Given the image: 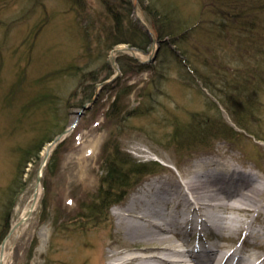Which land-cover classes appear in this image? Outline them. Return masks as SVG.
I'll use <instances>...</instances> for the list:
<instances>
[{
	"label": "rangeland",
	"instance_id": "obj_1",
	"mask_svg": "<svg viewBox=\"0 0 264 264\" xmlns=\"http://www.w3.org/2000/svg\"><path fill=\"white\" fill-rule=\"evenodd\" d=\"M171 1L188 26L223 21L233 26L224 27L219 37L194 33L189 56L172 42L170 55L156 54L151 41L145 49L133 47L134 54L128 43H120L115 69L113 49L108 54L96 46L90 54L84 50L82 17L69 0H0V231L6 216L11 229L34 202L51 142L37 156L39 145L63 134L51 147L33 212L0 242L3 264H65L66 258L99 264L100 253L112 251L111 241L122 238L118 208L155 178L184 183L183 172L209 157L232 160L243 171L249 167L264 181V0ZM90 2L101 10L97 0ZM220 11L222 19L215 16ZM211 39L215 49L205 45ZM132 58L152 70L122 67ZM110 69L113 74L102 81L90 76L94 71L103 78ZM230 82L240 87L239 94L221 90ZM232 96L240 100L236 113L225 107ZM118 110L123 114H115ZM220 118L224 126H216ZM111 158L122 172L139 161L158 160L162 166L142 176L131 173L133 186L96 215ZM261 209L262 222L254 223L259 228Z\"/></svg>",
	"mask_w": 264,
	"mask_h": 264
},
{
	"label": "bare ground",
	"instance_id": "obj_2",
	"mask_svg": "<svg viewBox=\"0 0 264 264\" xmlns=\"http://www.w3.org/2000/svg\"><path fill=\"white\" fill-rule=\"evenodd\" d=\"M183 179L155 178L115 211L123 235L100 253L99 264H264V225L254 224L263 219L262 180L214 157L194 164ZM204 229L222 240L208 243L198 235Z\"/></svg>",
	"mask_w": 264,
	"mask_h": 264
},
{
	"label": "trees",
	"instance_id": "obj_3",
	"mask_svg": "<svg viewBox=\"0 0 264 264\" xmlns=\"http://www.w3.org/2000/svg\"><path fill=\"white\" fill-rule=\"evenodd\" d=\"M101 7V10L95 9L90 5V0H69L70 9H73L78 14V17L81 16L82 24L81 27L82 35H83V44L84 50L91 53L94 49L97 48V51L103 52V54L107 53L113 49L116 45L120 43H128L131 46H135L139 49H145L150 43V38L147 32L142 28V26L137 22V20L133 17V8H134V0H97ZM138 4L141 6L144 14L150 22L151 26L155 29L157 35L160 38H166L164 41V45H161L159 53L161 55L169 54L170 48L168 44L170 42L177 45L178 48L181 49V53L187 54L189 56L190 50L188 48V43L191 37L199 30H205L208 32V35H219L223 32L224 27H232L230 23L223 21L222 23H194L192 25H187L181 17L178 16L175 6L173 5L171 0H138ZM215 16H220V12ZM225 13V12H224ZM239 16V14H236ZM222 19V18H221ZM242 19V16L235 20L236 22ZM84 32V34H83ZM94 38L92 35H94ZM256 39V38H255ZM214 40L205 41V45L209 47V49H215L216 45L209 44ZM258 42L259 39H256ZM94 44V45H93ZM96 46V48L94 47ZM133 61H128L122 67L129 68L133 66L132 70H152V66L140 63L136 59H130ZM188 64H190L188 62ZM112 69L108 71V73L103 77H97L94 75V71L90 72V76L95 81H102L108 78L111 74H113ZM193 76L198 77V73L192 70ZM202 76V75H200ZM101 79V80H100ZM116 80H120L117 78ZM236 83L237 78H236ZM236 83L230 82L226 83L221 87V90L225 92H232L233 94L240 92V87H237ZM211 88V87H210ZM212 89V88H211ZM129 91V90H128ZM222 92V91H220ZM258 93L256 91L254 94ZM218 95V94H217ZM118 97V96H117ZM121 95L119 94V98ZM116 100H118L116 98ZM118 102H115V104ZM237 103H240V100L237 97H231L228 101L225 102V107L231 110V112H238L234 108V106H238ZM242 104V103H241ZM121 113V114H120ZM119 113L115 114H123L121 110ZM234 120L239 124L243 125L244 121L241 120L238 115H233ZM126 118V115L123 116ZM224 119H219L216 121V126H224ZM67 127V123L60 130H64ZM230 134V131H226V133ZM54 135H50L45 138V140L39 145L35 154L38 156L42 147L49 141L54 138ZM198 134L194 135L197 136ZM34 146V145H33ZM28 152V151H27ZM115 152L119 153L120 149L117 146L115 148ZM115 158V157H114ZM114 158L111 160L106 159L107 167L105 169V181L103 184L108 188L102 190L99 201H95L93 213L99 215L103 213L105 210H108L110 205L114 204L116 201L122 198V194L125 190L129 189L133 186V179L130 178L131 173L142 176L146 173L152 172L157 169V166H161V164L157 161L148 162V161H139L136 164V168H129L127 171H119L117 165L114 162ZM53 157L50 158L48 164L51 165ZM153 164V165H152ZM152 167L149 168V167ZM116 188L115 191H111L112 188ZM12 188V187H10ZM4 227H2L0 231V242L7 234L10 229V222L8 220V216L5 217Z\"/></svg>",
	"mask_w": 264,
	"mask_h": 264
},
{
	"label": "water",
	"instance_id": "obj_4",
	"mask_svg": "<svg viewBox=\"0 0 264 264\" xmlns=\"http://www.w3.org/2000/svg\"><path fill=\"white\" fill-rule=\"evenodd\" d=\"M134 13H135V15H136V17L142 22V24H143V27L145 28V30L149 33V35H150V38H151V40H152V42H153V51H155V52H157L158 51V48L159 47H156V37H155V35H154V33L150 30V28L148 27V25H147V23L146 22H144V20L138 15V12H137V5H135V9H134ZM126 48V47H125ZM132 52L134 51V49L132 48V47H128ZM119 50H122L120 47H116V48H114L113 49V52H112V60H113V62H114V64H115V68L116 69H118V66L116 65V59H115V57H114V53L116 52V51H119ZM135 52H133V54H134ZM86 106V105H85ZM68 130H66L64 133H66ZM62 135L63 134H60L59 136H57L55 139H54V141H53V143H58L59 141H60V139H61V137H62ZM45 165V161L43 162V164H42V167ZM43 169V168H42ZM41 179H42V170H40L39 171V173H38V175H37V179H36V184H35V187H36V191H35V194H34V202H33V205L30 207V209H29V211H28V213H27V215H25L18 223H16L15 225H14V227L12 228V230H11V232L16 228V227H18L19 225H21L22 223H24V221L31 215V213L33 212V209H34V205H35V202H36V199H37V196H38V187H39V183H40V181H41ZM0 264H3L2 263V261L0 262Z\"/></svg>",
	"mask_w": 264,
	"mask_h": 264
}]
</instances>
